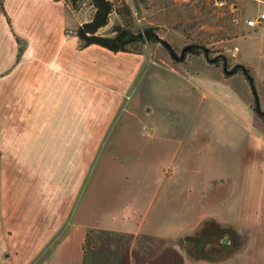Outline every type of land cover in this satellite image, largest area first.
Listing matches in <instances>:
<instances>
[{
	"label": "rangeland",
	"instance_id": "374dc122",
	"mask_svg": "<svg viewBox=\"0 0 264 264\" xmlns=\"http://www.w3.org/2000/svg\"><path fill=\"white\" fill-rule=\"evenodd\" d=\"M63 1L74 33L90 28L93 32L85 35L110 40L122 32L126 39L116 49L141 53L146 60L101 140L95 133L93 146L62 147L61 157L70 160L39 163L36 180L54 199L45 216L51 236L28 264L43 261L72 219L122 224L134 233L99 231L89 236L84 264H237L230 255L231 227L199 223L198 216L204 210L215 212L226 200L230 202L222 214L229 220H264V213L242 208L243 194L230 187L218 196L202 193L198 183L227 163L239 185L247 138L257 128L264 130L251 109L246 80L239 73L221 80L219 70L220 58L227 71L235 61L249 64L260 88L264 24L248 27L245 20L264 11V0H105V21L92 27L82 25L99 16L93 0ZM80 41L82 45L85 39ZM212 58L219 60L212 63ZM223 106L246 124L230 119ZM230 132L234 143L224 139ZM173 172L192 186L167 188ZM141 215L144 221H138ZM253 224L252 248L263 249L264 221ZM2 228L7 236L12 234L9 225Z\"/></svg>",
	"mask_w": 264,
	"mask_h": 264
},
{
	"label": "crops",
	"instance_id": "0c3cea01",
	"mask_svg": "<svg viewBox=\"0 0 264 264\" xmlns=\"http://www.w3.org/2000/svg\"><path fill=\"white\" fill-rule=\"evenodd\" d=\"M0 5V150L4 151L0 155V264H28L51 236L46 232L45 216L54 199L47 197L50 193L47 195L36 180L39 163L70 160L61 157L62 147L93 146L95 133L101 140L146 59L141 53L95 42L80 45L81 37L71 29L74 21L63 0H0ZM234 65L248 67L258 105L264 109V76L258 80V88L249 64L235 61ZM219 70L221 80L239 73L247 82L239 70L222 68L225 76ZM223 107L230 119L246 122L230 107ZM95 119L99 122L96 127ZM224 139L235 141L232 132ZM245 150L248 154L239 185L238 176L225 163V169L208 172L198 186L202 193L215 192L218 196L230 187L243 194L239 201L242 208L253 214L264 213L261 127L247 138ZM166 185L171 190L192 186L178 172L169 176ZM248 194L252 195L250 200ZM229 202L226 200L215 212L204 210L198 222L231 227L230 255L235 263L264 264V248H252L256 239L252 221L264 220L241 216L227 219L222 210ZM138 221H144L142 215ZM227 221L236 223L232 226ZM3 225H9L11 235L7 236ZM99 231L134 235L122 224L72 219L66 234L40 264H84L85 241H91L89 236Z\"/></svg>",
	"mask_w": 264,
	"mask_h": 264
},
{
	"label": "water",
	"instance_id": "95a60500",
	"mask_svg": "<svg viewBox=\"0 0 264 264\" xmlns=\"http://www.w3.org/2000/svg\"><path fill=\"white\" fill-rule=\"evenodd\" d=\"M94 3L96 4V6L98 7L99 9V16L96 17L93 21L91 22H88V23H84L82 25V27H86V26H95V25H99V24H102L104 21H105V18H106V15L108 13V4L105 0H93ZM81 27V28H82ZM79 36L85 40H89V41H93L95 43H99L101 45H104L110 49H115L116 48V45L114 43H111V42H107L105 39H102L100 37H97V36H94V35H85L81 32V30H79ZM157 38V36H155ZM163 45L165 47H167L168 49L170 48L167 43L165 42H162ZM214 61V58L210 59V62Z\"/></svg>",
	"mask_w": 264,
	"mask_h": 264
},
{
	"label": "trees",
	"instance_id": "16d2710c",
	"mask_svg": "<svg viewBox=\"0 0 264 264\" xmlns=\"http://www.w3.org/2000/svg\"><path fill=\"white\" fill-rule=\"evenodd\" d=\"M0 7H1V5H0ZM98 11H99V9H98ZM86 27H89V26H86ZM89 30H90V28H87V30L83 31L82 33L84 34L85 32H88ZM89 32L92 33L93 31H89ZM85 42L88 43V42H93V41L85 40ZM116 50H123V48L116 49ZM203 51L205 52V49H203ZM217 61L218 60L214 59V61H212V63H216ZM222 68L223 69L226 68L224 60H222ZM237 70H239L245 76V78L247 79V82L249 84L250 90L253 91V95H254L252 109H253L254 113L259 117V119L264 123V109H261L259 107V105H258L256 93L254 92V87H253V84H252V78H251V75L249 73L248 67H245V66H242V65H234V67H232L230 71L235 72Z\"/></svg>",
	"mask_w": 264,
	"mask_h": 264
},
{
	"label": "built area",
	"instance_id": "2783aa9c",
	"mask_svg": "<svg viewBox=\"0 0 264 264\" xmlns=\"http://www.w3.org/2000/svg\"><path fill=\"white\" fill-rule=\"evenodd\" d=\"M262 23H264V11L259 12L255 18H248L245 20L246 26L249 27H254Z\"/></svg>",
	"mask_w": 264,
	"mask_h": 264
},
{
	"label": "flooded vegetation",
	"instance_id": "af4514ba",
	"mask_svg": "<svg viewBox=\"0 0 264 264\" xmlns=\"http://www.w3.org/2000/svg\"><path fill=\"white\" fill-rule=\"evenodd\" d=\"M100 14V12H99ZM89 27H92V26H89ZM124 39H126V35H124L122 32L117 36L115 37L114 39H110V40H107V42H111V43H114L115 45H120L122 44V42L124 41ZM191 46L190 45H187L186 48H190ZM170 52H171V49L169 48L168 49ZM216 60H219V58H214ZM221 60H224L223 58H220Z\"/></svg>",
	"mask_w": 264,
	"mask_h": 264
}]
</instances>
